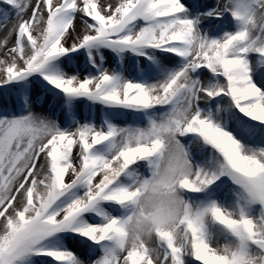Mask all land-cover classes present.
Here are the masks:
<instances>
[{
	"label": "snow or ice",
	"instance_id": "6c2138e0",
	"mask_svg": "<svg viewBox=\"0 0 264 264\" xmlns=\"http://www.w3.org/2000/svg\"><path fill=\"white\" fill-rule=\"evenodd\" d=\"M0 264H264V0H0Z\"/></svg>",
	"mask_w": 264,
	"mask_h": 264
}]
</instances>
